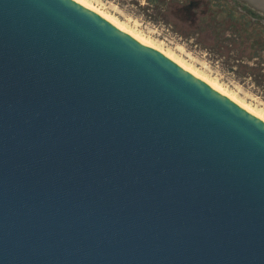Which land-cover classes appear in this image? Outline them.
Instances as JSON below:
<instances>
[{
	"label": "water",
	"instance_id": "obj_1",
	"mask_svg": "<svg viewBox=\"0 0 264 264\" xmlns=\"http://www.w3.org/2000/svg\"><path fill=\"white\" fill-rule=\"evenodd\" d=\"M0 264H264V122L74 0H0Z\"/></svg>",
	"mask_w": 264,
	"mask_h": 264
},
{
	"label": "rangeland",
	"instance_id": "obj_2",
	"mask_svg": "<svg viewBox=\"0 0 264 264\" xmlns=\"http://www.w3.org/2000/svg\"><path fill=\"white\" fill-rule=\"evenodd\" d=\"M85 1L110 19L117 20L123 27L126 26L128 31L142 40L161 49L158 52L164 51L173 58L177 57L175 60L182 61L180 63L199 72L207 81L217 84L243 108L264 115L263 10L246 0H204L214 7L193 27L175 19L170 14L167 2L162 0ZM215 6H218V10H215ZM242 6L261 16V19L252 20L254 30L249 34L251 36L238 40L239 35L231 27L233 23L226 28L224 24L235 20L237 24L245 25L250 18L242 12ZM250 31L248 26L246 32Z\"/></svg>",
	"mask_w": 264,
	"mask_h": 264
},
{
	"label": "trees",
	"instance_id": "obj_3",
	"mask_svg": "<svg viewBox=\"0 0 264 264\" xmlns=\"http://www.w3.org/2000/svg\"><path fill=\"white\" fill-rule=\"evenodd\" d=\"M167 2V6L170 10V14L175 18L178 19L180 22H186L190 26L196 27L197 21L199 18L204 17L208 12H210V9H213L214 6H210L207 1L204 0H162ZM218 10V6H215ZM242 9L249 19L248 22H244L245 25L237 24L235 20H230L229 23H225V28L228 27V25H231V22L233 23L231 25L232 30L237 32L239 35L238 40H245L247 39V36H251V32L254 30L252 29V20L259 21L261 19V16L256 14L255 12L251 11L250 9H247L245 6H242ZM236 25V27L234 26ZM223 26V24H222ZM248 26L250 27L251 31L250 33L246 32L248 29ZM224 29V28H223ZM226 31V30H224ZM243 33V34H242ZM242 34V36L240 35ZM260 43V41H259ZM258 43V44H259ZM264 50V48L262 49Z\"/></svg>",
	"mask_w": 264,
	"mask_h": 264
},
{
	"label": "bare ground",
	"instance_id": "obj_4",
	"mask_svg": "<svg viewBox=\"0 0 264 264\" xmlns=\"http://www.w3.org/2000/svg\"><path fill=\"white\" fill-rule=\"evenodd\" d=\"M74 1H76L77 3H79L80 5H82L83 7H85V8H87V9H92L93 11H95L94 13L96 14L97 13V15H99L100 17H102V18H104L105 20H107L108 22H110L111 24H113L115 27H117L120 31H122V32H124L125 34H127L128 36H130V37H132V38H134L135 40H137V41H139L140 43H142V44H144L145 46H147V47H149V48H151V49H153V50H155V51H160L161 49H157L156 47H154L153 45H152V43L151 42H149V41H144V40H142V38H140L139 36H137V35H135V34H133L132 32H130V31H128V29L127 28H125L126 26H122V24H119V23H117L118 21L117 20H113V19H110L109 17H107V16H105L103 13H101V12H99L98 10H96L95 8H93V7H91V5H90V3L88 4V3H86V1L85 0H74ZM88 6V7H87ZM89 9V10H90ZM92 10H90V11H92ZM92 11V12H93ZM117 21V22H116ZM127 29V30H126ZM129 33V34H128ZM131 34V35H130ZM134 36V37H133ZM160 53H162L163 55H165L167 58H169V59H171L174 63H176L178 66H180L183 70H185L186 72H188V73H190V74H192L193 76H195L197 79H199L200 81H202L203 83H205V84H207L208 86H210L212 89H214L215 91H217L219 94H221V95H223L224 97H226V98H228L229 100H231L232 102H234L235 104H237V105H239L240 106V104H238L237 102H235L236 101V99L234 98V97H231V96H229V95H227L217 84H214V83H211L210 81H207V79L205 78H203V76L201 75L200 76V74H198V73H196V72H194L191 68H188V67H186V65L184 64H182V63H180V62H182V61H177V60H175V58H177V57H175V55H174V57L175 58H173L172 57V55H170V54H167V52L165 53L164 51L163 52H160ZM169 53V52H168ZM172 54V53H171ZM184 63V62H183ZM187 66H189V65H187ZM241 108H243L242 106H240ZM244 110H246L247 112H249L251 115H253L254 117H256L257 119H259L260 121H264V118H263V116L264 115H259V114H257V113H255V112H253V111H251L249 108H247L246 107V109L245 108H243ZM262 119V120H261Z\"/></svg>",
	"mask_w": 264,
	"mask_h": 264
}]
</instances>
